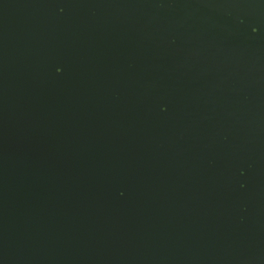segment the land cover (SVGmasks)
<instances>
[{
	"label": "water",
	"instance_id": "obj_1",
	"mask_svg": "<svg viewBox=\"0 0 264 264\" xmlns=\"http://www.w3.org/2000/svg\"><path fill=\"white\" fill-rule=\"evenodd\" d=\"M0 264H264V0H0Z\"/></svg>",
	"mask_w": 264,
	"mask_h": 264
}]
</instances>
